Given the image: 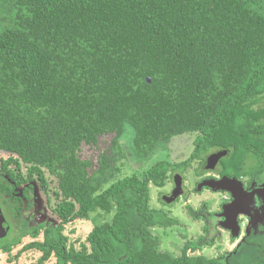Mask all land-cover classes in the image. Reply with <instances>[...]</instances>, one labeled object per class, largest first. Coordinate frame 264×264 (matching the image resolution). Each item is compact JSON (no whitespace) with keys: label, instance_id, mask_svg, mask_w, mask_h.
I'll list each match as a JSON object with an SVG mask.
<instances>
[{"label":"trees","instance_id":"16d2710c","mask_svg":"<svg viewBox=\"0 0 264 264\" xmlns=\"http://www.w3.org/2000/svg\"><path fill=\"white\" fill-rule=\"evenodd\" d=\"M127 133L142 161L178 137L193 148L136 171ZM214 150L227 177L263 166L264 0H0L6 264L26 252L39 254L31 264H264V244L200 253L209 223L178 256L160 249L153 229L177 221L152 205V189ZM96 211L111 220L70 242L66 228Z\"/></svg>","mask_w":264,"mask_h":264},{"label":"rangeland","instance_id":"374dc122","mask_svg":"<svg viewBox=\"0 0 264 264\" xmlns=\"http://www.w3.org/2000/svg\"><path fill=\"white\" fill-rule=\"evenodd\" d=\"M125 136H127L124 137L126 140L124 138L121 139V143H123L125 153L127 154L126 159L132 169L136 171H141L142 168H147L158 160L174 161L184 159L189 155L193 148L191 137H178L169 145H166L164 149L152 155L149 159L142 161L141 158H138L136 154L132 152L128 145L129 142H127V138L129 137V133H127ZM199 170H202V168H200L199 162L193 161L190 167L185 171L183 176L184 191L180 196L177 197V201L164 205L159 202V197L161 194L167 195V193L172 190L174 183L171 179L167 181L165 187L152 189V205L162 208L168 213L170 217L177 221V224L174 226L167 228L156 227L153 229L154 233L160 239V249L169 252L173 256H178L181 253V249L186 242L197 241L201 236L205 235L203 230L204 222L202 220L194 219L191 212L199 210L202 211V209L215 212L221 208L220 206L223 199L221 194L217 193V191H212V189H204L199 191L204 186V183H208L209 180H211L205 179V181H202L204 176L211 174V172L208 171L211 169H204L207 171L205 174H199ZM173 176L175 175L173 174ZM226 191L229 192L228 190ZM262 193L264 195V190H262ZM224 194L225 193H223V195ZM237 194L241 196L242 191H238ZM36 195L37 198L34 205V210L37 212L39 220H42L44 216L48 218L49 216L46 215L47 213L40 214V211L45 208V202L43 196L38 191V188H36ZM201 211H199V213H202ZM89 215V219L77 220L71 227L66 228L65 232L69 237V241L76 242V246H78L79 243L85 241L86 235L93 225L110 221L112 217L110 213L106 214L101 211L92 212ZM242 216L243 217L238 223V228L240 227L239 232L232 231L230 229L232 228L231 226H228L222 222L219 224L220 226H218V228H214L212 233H210L211 236H209L207 241L208 243L211 242L212 244H206V246H203L199 252L206 257H215L221 254L233 253L236 250H239V248L242 246L240 245L237 247V245H239V241L243 236V231L246 232L245 230L247 229L244 228L245 226L247 227V221L245 219L244 213ZM251 226L255 227L256 233H264V222L259 218L257 220L254 218ZM29 240V238H25L23 244L27 243ZM23 244L14 249L12 254L14 255L19 249H21ZM38 255L39 254L34 252L23 253L19 257V262L25 264L35 263ZM6 259L7 255H0V264H6ZM54 261V258H52L46 264H53Z\"/></svg>","mask_w":264,"mask_h":264},{"label":"flooded vegetation","instance_id":"af4514ba","mask_svg":"<svg viewBox=\"0 0 264 264\" xmlns=\"http://www.w3.org/2000/svg\"><path fill=\"white\" fill-rule=\"evenodd\" d=\"M216 152H220V150H214L210 153H208L205 158L204 161L206 159V157H208L210 154L212 153H216ZM221 159V158H220ZM219 161L217 162V164H215L214 168L212 170H208L209 172H211L210 175H206L204 176V178L202 179V181H205V179L209 180L211 179L213 180H219L220 178H222L223 176H227L224 174L220 173V168H219ZM204 161L202 163V168H203V164ZM258 169H256L255 173L252 175H243L240 176V178H236V177H229V178H235L237 179L240 183H241V187L243 189L241 196L238 198V194L236 192H232L229 191L227 192L226 190H213L211 187L209 186H203L201 188V190H211L212 191H217V193L221 194L222 202H221V208L218 211H207L206 209H202V211H204L205 213H203L204 215V219H196V220H202L204 222V226H203V230L206 228V225L209 223L208 225V229L209 227H211V229L214 230V228H218V226H220V223H225L228 226H231L232 228H230L232 231H237L239 232V228H238V223L241 220V218L243 217V213L245 215V219H246V224L247 227L245 226L244 228L246 229L244 232L243 231V236L241 237L240 241H239V245L238 246H242L239 248V250H236L235 252H240L244 247H251V246H259L264 244V233H256L255 232V227L251 226L252 221L254 220V218L257 220L258 218L264 222V195H262V190H264V160H263V166H259L257 167ZM204 169V168H203ZM206 173V172H205ZM204 173V174H205ZM179 174V173H176ZM175 175V174H174ZM182 177V188L184 191V183H183V176ZM174 178V176H173ZM173 183H174V179ZM200 183V182H199ZM175 187V183L173 184L172 190H170L166 196H169L171 194V192L173 191ZM33 192L36 195V185H34L33 187ZM223 193H225L223 195ZM163 196H165L164 194H161V197L163 198ZM178 198H176L175 201H177ZM36 202V199H35ZM174 202V201H173ZM237 203V206L235 209H229V206H231L232 204ZM165 204H169V203H165ZM35 205V204H34ZM228 208V209H227ZM233 208V205H232ZM35 209V208H33ZM201 211V210H199ZM196 211V212H199ZM201 211V212H202ZM35 215L37 216V212L34 210ZM194 213L192 214V216L194 217ZM37 218L39 219V217L37 216ZM195 219V217H194ZM224 226V225H223ZM222 227V226H221ZM224 228V227H223ZM212 230V231H213ZM236 232V233H237ZM235 247V248H237ZM230 254V253H228Z\"/></svg>","mask_w":264,"mask_h":264},{"label":"water","instance_id":"95a60500","mask_svg":"<svg viewBox=\"0 0 264 264\" xmlns=\"http://www.w3.org/2000/svg\"><path fill=\"white\" fill-rule=\"evenodd\" d=\"M224 154H225L224 151H220V152L210 154L208 157H206L204 164H203V168L204 169H213L215 164H217V162L219 161L221 156ZM174 183H175V187H174L173 191L171 192V194L169 196H166V195L163 196V200L166 203H171V202L175 201L176 198L178 196H180L183 192L182 177L180 174H175ZM205 185L211 187L213 190H228V191H232V192H236V193H238V191H243V189L241 187L242 185L237 179L229 178L227 176H223L219 180H213V181L209 180L208 183L207 182L204 183V186ZM237 197L239 198L240 195H238ZM232 205H233V208H232ZM232 205L229 206L230 210L235 209L237 206V203L232 204ZM9 228H10V225H9L8 221L6 220V218L3 214V211L0 207V239L4 238L7 235Z\"/></svg>","mask_w":264,"mask_h":264}]
</instances>
